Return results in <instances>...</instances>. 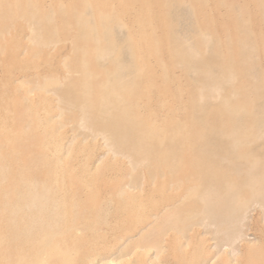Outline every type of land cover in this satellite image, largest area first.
Segmentation results:
<instances>
[{
    "label": "rangeland",
    "instance_id": "1",
    "mask_svg": "<svg viewBox=\"0 0 264 264\" xmlns=\"http://www.w3.org/2000/svg\"><path fill=\"white\" fill-rule=\"evenodd\" d=\"M263 126L264 0H0V243L264 264Z\"/></svg>",
    "mask_w": 264,
    "mask_h": 264
},
{
    "label": "bare ground",
    "instance_id": "2",
    "mask_svg": "<svg viewBox=\"0 0 264 264\" xmlns=\"http://www.w3.org/2000/svg\"><path fill=\"white\" fill-rule=\"evenodd\" d=\"M209 40V39H208ZM208 42V41H207ZM106 53V52H105ZM107 54V53H106ZM185 62V61H184ZM206 62H207V60H206ZM193 63V62H192ZM189 64V63H188ZM187 65V64H186ZM195 65H197V64H195ZM206 66V65H205ZM197 69H198V67H197ZM196 69V70H197ZM118 70V69H117ZM116 72V71H115ZM119 72V71H118ZM195 72V71H194ZM188 73H190V72H188ZM196 73V72H195ZM199 73V72H198ZM207 73H209V71L207 72ZM121 74V73H120ZM135 74V73H134ZM118 75V74H117ZM111 76V75H110ZM121 76V75H120ZM230 76H232V75H230ZM210 77V76H209ZM121 78H123V77H121ZM211 78V77H210ZM202 79H204V77L202 78ZM229 79V78H228ZM232 79V78H231ZM109 81V80H108ZM227 81V80H226ZM199 84V83H198ZM206 84V83H205ZM202 85H204V84H201V86ZM210 86L214 89L216 86L213 84V82L210 84ZM209 86V87H210ZM196 87V86H195ZM201 88V87H200ZM203 88V87H202ZM201 88V89H202ZM213 89H211V90H213ZM215 89H217V88H215ZM221 89V88H220ZM197 90V89H196ZM218 91H219V88L217 89ZM207 93H208V91H207ZM206 93V94H207ZM219 93V92H218ZM116 94V93H115ZM212 94V93H211ZM117 96H118V94H117ZM201 96V95H200ZM108 97H110V96H108ZM203 97V96H202ZM204 98H206V97H204ZM212 98V97H211ZM216 98H218V97H216ZM226 98V97H225ZM213 99H215V98H213ZM227 99V98H226ZM107 100H109L108 98H107ZM225 100V99H224ZM109 102V101H108ZM225 102V101H224ZM207 103V102H206ZM86 106V105H85ZM239 107V106H238ZM115 110V109H114ZM239 110V109H238ZM86 112H88V111H86ZM85 112V113H86ZM102 112V111H101ZM264 127V126H263ZM262 128V127H261ZM216 133V132H215ZM217 135V134H216ZM224 136V135H223ZM230 136V135H229ZM229 136H227V138H229ZM229 141V140H228ZM233 141V140H232ZM230 143V142H229ZM233 143V142H232ZM237 143V142H236ZM111 145H112V143H111ZM234 147H236V146H234ZM253 150V149H252ZM251 150V151H252ZM255 154V153H254ZM249 155H251V154H249ZM253 155V154H252ZM222 157V156H221ZM257 157V156H256ZM263 157V156H262ZM222 160V159H221ZM257 160V159H256ZM142 161V160H141ZM224 161V160H223ZM226 161V160H225ZM249 162V161H248ZM251 163V162H250ZM253 163H255V162H253ZM250 169H251V167H250ZM249 173V172H248ZM246 177H247V175H246ZM247 180V179H246ZM249 180V179H248ZM249 182V181H248ZM247 183V182H246ZM228 187V186H227ZM207 188V187H206ZM231 189V188H230ZM237 189H238V187H237ZM253 190V189H252ZM208 191V190H207ZM227 192V191H226ZM229 192V191H228ZM232 193V192H231ZM207 194V193H206ZM232 194H234V192L232 193ZM255 194V193H254ZM214 195V194H213ZM212 195V196H213ZM256 195H257V193H256ZM202 196V195H201ZM252 196V195H251ZM258 196V195H257ZM34 197H36V195L34 194L33 195V198ZM208 197H210L211 198V196L209 195H207L205 198L207 199ZM233 197V196H232ZM202 198V197H201ZM204 198V199H205ZM215 198V197H214ZM221 198V197H220ZM246 199V198H245ZM210 200H212V198L210 199ZM207 201V200H206ZM235 201V200H234ZM264 201V200H263ZM213 202H211V204H212ZM34 204L35 205H37L36 204V202H34ZM204 204V203H203ZM209 204V203H208ZM215 204V203H214ZM205 205H206V203H205ZM235 205V204H234ZM237 205V204H236ZM245 205H247V204H245ZM225 206V205H224ZM229 206H231V205H229ZM239 206V205H238ZM232 207H233V205H232ZM240 207V206H239ZM226 209H227V207H226ZM229 209V208H228ZM235 209H237L236 207H235ZM208 210H210V209H208ZM207 210V211H208ZM212 210H213V208H212ZM238 210V209H237ZM223 211H226V210H223ZM233 211V210H232ZM240 211V210H239ZM212 212V211H211ZM205 213H207V212H205ZM219 213H222V212H219ZM225 213V212H224ZM208 214V213H207ZM216 214V213H215ZM223 214V213H222ZM229 214V213H228ZM230 215H231V213H230ZM239 215V214H238ZM215 216V215H214ZM218 216H219V214H218ZM234 216V215H233ZM223 217V216H222ZM228 217V216H227ZM238 217V216H237ZM211 218H212V216H211ZM225 218V217H224ZM208 219V218H207ZM212 219H214V218H212ZM219 219V225H221L222 224V222L224 223V219H222L221 218V220H222V222L220 221V218H218ZM226 219V218H225ZM229 219H230V217H229ZM229 219H226V220H229ZM236 219V218H235ZM210 221H211V219H209ZM215 220H217L216 218H215ZM241 220V219H240ZM209 221V222H210ZM220 222H221V224H220ZM230 222H231V220H230ZM237 222H238V220H237ZM233 223H235V222H233ZM212 224H215V222L214 221H212ZM227 224H228V222H227ZM230 224V223H229ZM216 225V224H215ZM233 225V224H232ZM239 226V225H238ZM226 227H227V225H226ZM225 227V228H226ZM234 227H235V225H234ZM224 228V227H223ZM222 228V229H223ZM228 228V230L230 229V231L233 229L232 228V226L229 228V227H227ZM226 228V229H227ZM23 230H29V228H24ZM224 230V229H223ZM236 230H238L237 229V227H236ZM236 230H234V232L236 231ZM225 231H227V230H225ZM140 232V231H139ZM221 232H223V231H221ZM233 231H232V233H234ZM238 232H240V231H238ZM229 233V232H228ZM140 234V233H139ZM138 234V235H139ZM224 234V233H223ZM230 234V233H229ZM234 234H236L237 235V237H238V235L240 234H237V232L236 233H234ZM138 235H136V238H138ZM226 235V234H225ZM229 236H231V238H232V236H234V235H229ZM227 238V237H226ZM237 239V238H236ZM235 239V237H234V240H236ZM128 240H130V239H128ZM228 240H229V238H228ZM58 240H56V241H54L53 239H51V236L48 234V233H43L41 236H40V238H39V236H32L31 238H24V239H17L16 241H14L13 243H8V242H6V243H0V264H79V263H77L76 261V263H74L72 260H71V254H72V249H73V247L70 245V244H66V243H64V244H61V243H59V242H57ZM232 241V240H231ZM128 242V241H127ZM123 244H124V242H123ZM158 245H159V243H158ZM163 245V244H162ZM127 246V245H126ZM119 247V246H118ZM163 247H164V245H163ZM141 248V247H140ZM160 248V247H159ZM165 248V247H164ZM119 249V248H118ZM131 252H133V251H131ZM131 252H130V254H131ZM115 253V252H114ZM154 253V252H153ZM127 254V253H126ZM125 254V255H126ZM129 254V253H128ZM127 254V255H128ZM98 255V254H97ZM100 255V254H99ZM116 255V254H115ZM126 255V256H127ZM93 256V257H92ZM102 256V255H101ZM154 256V255H153ZM100 257V256H99ZM109 257V256H108ZM128 257V256H127ZM111 258H114V256H112L111 255ZM150 258V257H149ZM109 259V258H108ZM115 259H116V257H115ZM117 260V259H116ZM134 260V259H133ZM133 260H131V261H133ZM110 261V263H111V260H109ZM119 261V259L117 260V262ZM123 261V260H122ZM159 262V261H158ZM113 263V262H112ZM115 263V262H114ZM119 263H120V261H119ZM140 263V261H138V259H137V261H136V264H139ZM80 264H105L104 263V260L100 257V259L98 258H95L94 257V255H90L89 254V256H86L85 258H83V260H81V263ZM108 264V263H107ZM116 264V263H115ZM157 264V263H156ZM160 264V263H159Z\"/></svg>",
    "mask_w": 264,
    "mask_h": 264
}]
</instances>
